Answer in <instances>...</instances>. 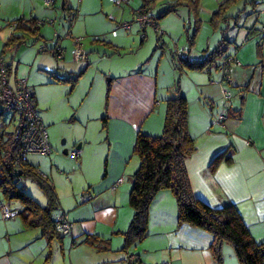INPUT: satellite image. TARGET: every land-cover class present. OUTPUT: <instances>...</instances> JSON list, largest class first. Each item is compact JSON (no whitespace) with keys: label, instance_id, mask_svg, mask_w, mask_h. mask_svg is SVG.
I'll return each mask as SVG.
<instances>
[{"label":"crops","instance_id":"obj_1","mask_svg":"<svg viewBox=\"0 0 264 264\" xmlns=\"http://www.w3.org/2000/svg\"><path fill=\"white\" fill-rule=\"evenodd\" d=\"M44 1L47 4L46 0H0V44L2 51L13 33L7 27L9 22L21 18L44 22L43 19L53 17L54 13L61 19V24L53 22L51 33L46 34L41 27L39 39L15 33L17 37H24L26 44L8 49L6 61L11 64L12 87L17 80H28L50 135L52 154H31L27 165L34 167L53 186L58 200L53 217L62 211L66 213L73 224V232L50 241L42 228H28L19 214L14 219L4 220L0 211V264H218L212 249L213 235L180 223L178 205L169 190L159 192L150 206L146 238L124 249L123 235L134 217L130 206L133 176L141 163L134 153L137 135L139 132L153 137L163 134L167 101L176 95L175 82L173 85L167 83L169 70L189 79L187 85L181 84L180 91L188 100L189 130L197 148L186 160L193 195L216 210L234 206L253 238L264 244V37L260 40L257 37L264 27V0L241 1L237 5L243 4V10L236 16L229 15V10L217 26L223 33L232 29L234 22V47L228 49L225 58L237 56L240 65L232 64L231 83L224 82V75L214 77L210 71L209 86L205 71L178 72L173 53L169 57L172 69L163 66L168 60L163 53L156 71L148 65L149 61L139 57V66L127 65L114 76V71L121 70L111 69L110 62L113 57L123 55L126 44L118 41L117 36L106 43L91 41L85 50L84 37L75 38L74 32L62 30L59 1L51 0L54 10L43 12L40 9ZM249 5L258 15L251 28L246 29L239 26V21L240 13L246 12ZM72 9L69 3L67 8L62 5V11L67 14ZM80 10L83 11V6L79 8V17ZM175 13L183 22L179 9ZM185 17L188 20L182 28L167 25L166 33L174 46L188 50L196 61L203 62L219 44L214 49L199 50L203 27L200 31L197 20L192 37L189 36L191 30L187 32L189 46L185 44L183 29H190L187 26L188 22L191 25L190 11ZM7 29L8 34L5 33ZM139 30L147 34V30ZM64 32L68 35L57 41ZM141 38V46H144V40L149 37L143 35ZM75 39L80 40L86 55V66L79 69L72 62L75 60ZM160 39L157 48H167V42ZM96 42L99 44L92 50ZM57 44L65 49L60 61L42 50L43 46L52 48ZM221 65L215 69H220ZM80 73L83 74L74 88L63 82ZM108 74L113 75V79L107 87L104 83L95 87L98 75ZM223 89L231 93L230 100L224 98ZM100 91L101 97L98 96ZM102 97V128L96 135L99 121L95 120L100 118L94 107ZM221 114H225L226 119L218 124ZM1 119L6 126L4 117ZM79 143H82L81 156L74 160L69 154ZM64 151H68V155ZM119 179L124 182L113 190ZM84 195H91L92 199L84 203L81 200ZM17 203L8 208L20 212L22 207ZM90 237L108 241L107 249H102L101 244L87 243ZM222 255V264H240L230 244L223 245Z\"/></svg>","mask_w":264,"mask_h":264},{"label":"trees","instance_id":"obj_2","mask_svg":"<svg viewBox=\"0 0 264 264\" xmlns=\"http://www.w3.org/2000/svg\"><path fill=\"white\" fill-rule=\"evenodd\" d=\"M143 1L144 4L140 10L151 13L150 1ZM186 1L188 0H176L157 18L152 16L153 21L156 23L157 20L160 21L171 13L177 12L180 6L185 5ZM241 1L243 0H227L223 3L213 15L212 23L218 16L221 17L222 22L228 10ZM255 1L253 2L255 3ZM67 3L68 0H64L65 8H67ZM188 3L191 4L192 0H189ZM189 7L194 8V10L197 9L198 1L196 0L193 6ZM11 24L17 25L12 29L11 37L0 52L5 61L8 49L26 44L25 38L17 37L15 33L39 39V31L43 25L41 21L24 18L7 23V27L9 28ZM192 40L191 38V43H193ZM57 45L52 48L46 45L47 50L45 51L54 50ZM226 51H228V47L221 42L212 53H206L203 62L195 61L190 64L178 61L175 52H173L172 58L180 71L184 67H187L190 71H210L211 67H218V59ZM6 65L10 78L11 64L6 61ZM82 74L80 73L77 77L63 82L70 83L74 88ZM32 99L34 100L33 92ZM7 114L6 112L0 114V120ZM10 116L15 130L16 123L11 113ZM105 121L106 119H104ZM14 130L10 134H7L4 128L0 130V193L7 201H17L21 205L22 210L20 212L13 211L24 219L28 228H42L44 235L50 241L56 237L62 238L63 236L57 232L55 226V217L60 212L53 217V212L58 208L55 190L34 167L27 165L28 157L22 160V147L14 138ZM196 150V142L189 130L188 100L181 94L180 86H178L176 87L175 97L167 101L162 136L153 137L141 132L137 135L134 153L140 158L141 163L133 176L130 206L134 211V217L129 230L123 235L125 238L124 249L128 250L134 244L142 242L146 238L150 206L159 192L169 190L176 199L180 223L202 229L213 235L214 245L212 249L218 264L223 262L222 247L224 244H230L234 248L240 264H264V244L258 243L253 238L242 216L234 206H226L216 210L193 195L186 169V160ZM217 162L218 160H216ZM22 179H30L37 184L47 198L45 207L36 202L22 187L18 186ZM86 242L91 245L101 244L102 249H107L108 246V241H103L98 237L87 238Z\"/></svg>","mask_w":264,"mask_h":264},{"label":"rangeland","instance_id":"obj_3","mask_svg":"<svg viewBox=\"0 0 264 264\" xmlns=\"http://www.w3.org/2000/svg\"><path fill=\"white\" fill-rule=\"evenodd\" d=\"M58 1H59L58 8L60 10L59 12L61 13L62 18H63L62 19V24H63L62 30H65V32L71 33V34L72 32H74L76 36V37L74 36L75 38H78V36L84 37L83 45L85 46V50H88V47L91 41L93 42L95 40L98 42L106 43L112 37H117V36H118V39H117L118 41H120L122 44H126L125 50H122L123 55L120 54L119 56L113 57V60H112L113 62L112 61L110 62L111 69L121 70L119 72L114 71L112 73L114 76L122 72L123 68H125L127 65L133 66L134 68L139 66L137 65L139 57L145 60V62L149 61L150 64L148 65L151 66V68H153L156 71L159 65V60L163 53H166V57L168 58V60L167 58H165L167 62L166 61L163 62V66H167L168 70L170 68L172 69V64H171L172 61L170 60L169 57L171 53L174 52V44L172 43L173 40L170 41L169 36L166 33L165 26L170 25L173 27H178L179 29L182 28L185 24L184 21L186 20L187 22L188 20V18H186L185 16L188 15L190 10L192 11L191 12L192 14L191 25H190V22L187 23V26L190 27V29L188 28V31H185L183 29L185 38H183L182 41L185 42V44H188L189 46L187 32L191 30L192 34L189 36L192 37L195 31L194 23H195V20H197L199 21L200 31L202 30V27H203L202 41H201V44L199 45V50L200 49L202 50L207 47L211 49L217 48L218 44H220L221 42L222 44H224V46H227L228 49L230 50L234 47L233 31H234V28L236 27L235 24H233L234 22H232V29L230 30L228 29L223 33L221 32L220 27L219 29H217V26L221 24L220 16H218L215 20H213L214 23H212L213 15L219 10L220 6L223 3H225L227 0H197L198 7L197 9H195L197 11H195L194 8L192 9L189 7V6H193V3L196 0H192L191 4L188 3L189 0L186 1L184 6H180L178 8L179 16L184 17L183 22L181 21V19L178 18V16H176L178 15L176 13H171L166 18L160 21L159 20L156 21L159 29L165 32L164 36H161L160 34H158L155 30L156 27H153V26L146 27L145 30H147V34L146 32L144 33V31L142 32L141 30H139V28L140 29L142 28L140 24L137 22L136 12H138L143 6L144 4L143 0H128L127 2H119V0H68L69 6H72L73 9L69 10L68 14L67 12L64 11L66 13V16L63 15L64 12L62 11V5L64 4L63 0H58ZM149 1H150L149 3H151L150 12L153 17L157 18L162 12L166 11L176 0H149ZM80 5L83 6V11L80 10L81 12H80V17H79L78 11H79V8L82 7ZM54 7L55 5L47 6V4L44 1V7H42L40 11L44 12L50 9L54 10L53 9ZM229 10H230L229 15L236 16L239 11L243 10V4H239L235 7L233 5ZM257 15H258L257 11L253 9L251 5H249L246 12L242 11L240 13V16H242V18H240L239 26H244L246 29L248 28L250 29L251 26L256 22ZM46 18H49V19H43L44 22H42L43 23L42 28L45 30L46 34L53 32L52 30L54 28L53 22H56V24H59V23L61 24V19L56 17L55 13L53 17L47 16ZM121 24L122 25L131 24L132 25L131 30L126 31V33H122V30H120L121 32L117 36H114V31H116L117 27ZM173 30L175 29L173 28ZM139 31L141 32V34L138 35L137 32ZM8 32L9 31L7 29L5 33L8 34ZM65 32L61 33L62 35L60 34L59 37L56 38V40L60 41V38L66 37L68 34L65 36L66 34ZM117 32H119V30ZM143 35L145 36L148 35L149 38L147 40L145 39L144 46H141V41H142L141 37ZM131 36L136 37V38H131ZM257 37L260 40L262 35L257 34ZM160 38L163 39L165 42H167L168 44L167 48H164V49H161L162 47L157 48V44L158 42H160L159 41ZM207 40H208V43H207ZM73 42L74 41L72 40V44L74 46ZM98 42L94 44V49L92 50L96 49L95 45L99 44ZM175 42L179 43V40L176 39ZM197 42H199V38ZM1 44H0V51H1ZM228 51L223 53V55L218 59L217 65L220 66L222 63L220 69L216 70L215 66L210 68V71H213L212 76L215 77L217 75L218 76H221V74L223 75L222 68H223V64L226 59L225 57L228 55ZM234 58H238V57L235 56ZM74 61L72 60V62L74 63V67L76 69H79L81 66H86V62L84 61L81 63H76V61L75 62ZM182 70L190 71L187 67H184ZM179 71L180 69H178V72ZM210 71H208V75L206 71L204 72L205 73L204 75L208 77V86L210 85L209 84L210 82L209 72ZM113 75L108 74L105 77L100 76V75H98V77L96 76L97 79H96L95 87H97L98 84L100 85L102 83H104V86L107 87V85L109 84L108 83L109 80L113 79ZM174 75L175 74L172 72V70L171 71L169 70V74L167 76V83H170L171 85H173L175 82L176 87L181 86L182 83L184 85H187L189 81L187 77L185 76L182 77L179 74H176L174 77ZM86 77H88V75ZM90 77H91V74H90ZM213 89L217 91L216 88H213ZM95 91H96V88H95ZM101 94L102 92L100 91L98 93V96L101 97ZM220 99L222 100V98ZM102 106H103V97L100 99L99 104L95 103V107H94L96 114H99V118H100L99 120L98 119L95 120V122L99 121V124L97 125V129H95L96 135H99L101 133L102 116H103ZM2 108H3L2 105H0V109ZM9 120H10V113H8L6 117H4V121H6V124H7L5 126L6 128L4 127V130L7 134L12 133L14 130V123L12 122V120H10L9 122ZM1 125H2V121L0 122V126ZM18 186L22 187L41 206L46 205L47 198L44 196V194L42 193V191L39 189V187L37 186L35 182L27 179L23 182H19ZM1 203H4L5 205L8 206V205H13V203L16 204L17 201H13V202L7 201L5 197L0 193V204ZM230 251H233V249Z\"/></svg>","mask_w":264,"mask_h":264},{"label":"built area","instance_id":"obj_4","mask_svg":"<svg viewBox=\"0 0 264 264\" xmlns=\"http://www.w3.org/2000/svg\"><path fill=\"white\" fill-rule=\"evenodd\" d=\"M128 0H119V2H127ZM48 5H53L51 0H46ZM137 22L142 29H146L147 26L156 27L155 30L161 36L165 35V32L159 29L158 25L153 21L152 15L149 12L139 10L136 12ZM17 24L9 25L12 30ZM131 24H121L114 31V36L118 35V30L130 31ZM260 33L264 37V27L261 28ZM43 51L47 50L46 46H43ZM57 59H62L64 56V49L58 44L54 50L49 51ZM174 52L178 60L194 63L196 60L191 56L188 50L179 49L174 46ZM75 61H83L86 59L85 52L81 47L79 39H75V51L73 54ZM235 63L240 65L237 58L229 57L226 59L222 72L224 75V82L231 83V66ZM223 96L226 100H230L232 95L227 89H223ZM0 114L6 112L11 113L16 123L14 130V138L22 147V160H25L31 154H38L42 156H50L52 154V147L50 145L49 135L47 127L42 120L39 111L32 99V90L28 85L27 79L17 80L15 87L10 84L8 76L7 65L5 59L0 55ZM226 119L225 114H221L217 118V123L220 124ZM70 157L74 160H78L81 156V151L78 149L73 150ZM124 182L123 179H119L114 185L115 190L120 184ZM91 195H84L81 197L82 202L86 203L91 200ZM0 211L4 220L14 219L16 212L9 209L4 203L0 204ZM55 226L57 232L62 236L71 235L73 232V224L69 220V217L63 211L55 217ZM142 264V263H140Z\"/></svg>","mask_w":264,"mask_h":264},{"label":"water","instance_id":"obj_5","mask_svg":"<svg viewBox=\"0 0 264 264\" xmlns=\"http://www.w3.org/2000/svg\"><path fill=\"white\" fill-rule=\"evenodd\" d=\"M64 143V142H63ZM76 149L81 150L82 149V143H79L76 147ZM64 154L68 155V151H64Z\"/></svg>","mask_w":264,"mask_h":264},{"label":"bare ground","instance_id":"obj_6","mask_svg":"<svg viewBox=\"0 0 264 264\" xmlns=\"http://www.w3.org/2000/svg\"><path fill=\"white\" fill-rule=\"evenodd\" d=\"M4 114H5V112H4ZM8 115V114H7ZM2 116V115H1ZM5 117V116H4ZM1 121V120H0ZM2 128H4V123H3V125H2ZM6 128V127H5ZM5 131V130H4Z\"/></svg>","mask_w":264,"mask_h":264}]
</instances>
